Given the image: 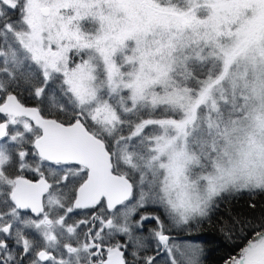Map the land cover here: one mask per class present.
<instances>
[{
  "label": "snow or ice",
  "instance_id": "obj_1",
  "mask_svg": "<svg viewBox=\"0 0 264 264\" xmlns=\"http://www.w3.org/2000/svg\"><path fill=\"white\" fill-rule=\"evenodd\" d=\"M257 190L264 0H0V264H201L166 225Z\"/></svg>",
  "mask_w": 264,
  "mask_h": 264
},
{
  "label": "trees",
  "instance_id": "obj_2",
  "mask_svg": "<svg viewBox=\"0 0 264 264\" xmlns=\"http://www.w3.org/2000/svg\"><path fill=\"white\" fill-rule=\"evenodd\" d=\"M23 102L36 105V101L26 94ZM26 175L33 177L31 173ZM223 198L216 203L209 217L200 222L197 232L189 230L186 233L185 230L176 229L171 231L177 237L198 241L202 249L201 264H226L231 257L239 253L246 242L243 237L247 234L248 225L242 221H254V218L264 215V191L239 192L237 195ZM252 204H255V208L251 207ZM147 229L145 225V231L142 233L144 236L148 235ZM146 243L147 251L144 254L154 255L155 242L149 240ZM129 256L130 254L128 259Z\"/></svg>",
  "mask_w": 264,
  "mask_h": 264
},
{
  "label": "rangeland",
  "instance_id": "obj_3",
  "mask_svg": "<svg viewBox=\"0 0 264 264\" xmlns=\"http://www.w3.org/2000/svg\"><path fill=\"white\" fill-rule=\"evenodd\" d=\"M258 191V190H257ZM246 193H252V192H247V191H244ZM256 192V191H254ZM239 194V192H234V193H227L225 194L223 197H226L228 195L230 196H234V195H237ZM220 198L219 200H217L216 203H218L220 200L224 199V198ZM148 211H156L155 209H152V208H149ZM162 210H159V211H156V214H161ZM200 225L199 224H196L194 227L193 226H182V225H166V227H168L170 229L169 231V235L172 237V241L174 243H177V244H184V243H190V244H196V245H199L200 248H201V245L199 243L196 242V240H191V239H185L183 237H179V238H176L174 233H171L172 230L176 229V230H185L186 233H188L189 230H191L190 232H197V227ZM146 226L148 229L152 228L154 225L151 223V222H148L146 223ZM155 242V240H153ZM156 244V242H155ZM150 247V245H149ZM161 256L159 257L158 259V264H164V260L166 259V257L164 256V253L161 252ZM231 255V254H230ZM129 260H131V255L129 256Z\"/></svg>",
  "mask_w": 264,
  "mask_h": 264
},
{
  "label": "water",
  "instance_id": "obj_4",
  "mask_svg": "<svg viewBox=\"0 0 264 264\" xmlns=\"http://www.w3.org/2000/svg\"><path fill=\"white\" fill-rule=\"evenodd\" d=\"M28 106H36V105H28ZM28 178V177H27ZM29 179H31V178H29Z\"/></svg>",
  "mask_w": 264,
  "mask_h": 264
}]
</instances>
